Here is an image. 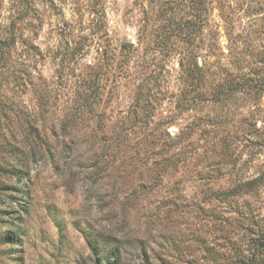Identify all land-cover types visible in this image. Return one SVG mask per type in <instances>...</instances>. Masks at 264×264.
Returning a JSON list of instances; mask_svg holds the SVG:
<instances>
[{
    "label": "rangeland",
    "instance_id": "obj_1",
    "mask_svg": "<svg viewBox=\"0 0 264 264\" xmlns=\"http://www.w3.org/2000/svg\"><path fill=\"white\" fill-rule=\"evenodd\" d=\"M30 1L22 81L0 79V264H95L89 237L124 264H240L264 239V0H220L208 25L182 0ZM177 19L193 43L168 35ZM188 51L217 73L208 89ZM88 93L97 116L78 110ZM139 96L146 162L139 127L115 135Z\"/></svg>",
    "mask_w": 264,
    "mask_h": 264
},
{
    "label": "trees",
    "instance_id": "obj_2",
    "mask_svg": "<svg viewBox=\"0 0 264 264\" xmlns=\"http://www.w3.org/2000/svg\"><path fill=\"white\" fill-rule=\"evenodd\" d=\"M173 3V0H166L165 2ZM183 2L177 1L178 4H185L188 1V6L192 8L194 12L197 11L198 8H202L204 10L205 16V22L206 25L209 24V18L208 15L212 14L213 9L220 8V0H182ZM4 2L8 3L7 5V13L6 15H3L2 9ZM162 6H164V3H161ZM31 1L30 0H0V79H2V76L4 72L8 71L10 73V78L12 79V82L14 83V86L17 87L20 85V81H22L20 77V69H18V65L20 64L21 56L17 55L14 56L11 53L12 48L16 46L17 42L20 40L25 47H30L33 43L29 42L28 39L24 38L23 35H19V32L21 29H24V26H29L31 23H29V15L31 14ZM196 22L194 20L185 19V20H179L172 22L170 25L167 26L169 29L168 35L169 36H180L183 38L185 42L188 44L193 43L197 37V33L195 30ZM174 32L176 34H174ZM182 33V35L180 34ZM211 34L204 35L203 41L207 44V46H211L212 37H210ZM125 47L123 46V49ZM188 55H186V65L182 63V61L179 62V65L183 67V71H185L188 76L192 78V85H197V82H204L208 83V87L211 85L212 79L210 78L211 74L216 77V72L209 71V67L207 69L205 68V63L198 64L196 61V55L193 53V51H188ZM24 56V54H22ZM208 56V55H207ZM20 57V58H19ZM25 58V57H24ZM12 66V68L10 67ZM7 68V69H6ZM10 68V69H9ZM24 82V80H23ZM219 83H213V90L217 88ZM12 91V90H11ZM216 92H212V94H215ZM0 97H5L6 93L5 91H0ZM101 101V98L98 97L95 99V97L91 94H84L82 100L80 101V106L78 107V110H80V114L84 116L85 111L88 113H93V115H99L102 111H98V103ZM95 103V107L94 106ZM147 103H149L148 99L143 98L142 96L136 97L134 105H132L131 110L128 112V116L124 117L120 121V132L116 133V136H125L127 135L128 131L133 130V126L139 127L141 129V134L144 141L143 151L144 154V162L148 161L150 159V156H153L155 154L154 150L149 149L150 145L154 144L157 139V136H155L156 126L155 123L152 121L151 117L152 115H147L145 110L147 108ZM176 105H178V102H176ZM87 107V110H82L83 107ZM5 111H3V106H0V116H4ZM82 116H73L70 118V120L63 121L62 128L66 130L68 126V121L74 123L78 122V119H81ZM26 120V119H25ZM25 123L29 127H33L34 125L30 121H25ZM130 125V126H128ZM152 126V128L150 127ZM165 135L169 134L165 133ZM172 138V137H171ZM165 142V141H164ZM167 147H170L171 145H166ZM163 152V151H161ZM160 152V153H161ZM89 244L91 245L92 251L95 256V264H124L120 257V249L118 246H113L108 251H106V258H102V253L99 252L98 245L94 244L95 239L93 237H89L87 239ZM7 242V241H4ZM136 242H140V240H136ZM139 243V244H140ZM138 246V245H136ZM144 246L140 247L143 252ZM147 260V259H146ZM240 264H264V239H261V241L255 240L249 245L248 254L244 258H240Z\"/></svg>",
    "mask_w": 264,
    "mask_h": 264
}]
</instances>
